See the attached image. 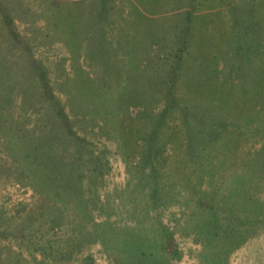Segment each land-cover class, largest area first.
Returning a JSON list of instances; mask_svg holds the SVG:
<instances>
[{
  "label": "rangeland",
  "instance_id": "obj_1",
  "mask_svg": "<svg viewBox=\"0 0 264 264\" xmlns=\"http://www.w3.org/2000/svg\"><path fill=\"white\" fill-rule=\"evenodd\" d=\"M0 264H264V0H0Z\"/></svg>",
  "mask_w": 264,
  "mask_h": 264
},
{
  "label": "trees",
  "instance_id": "obj_2",
  "mask_svg": "<svg viewBox=\"0 0 264 264\" xmlns=\"http://www.w3.org/2000/svg\"><path fill=\"white\" fill-rule=\"evenodd\" d=\"M165 112H166V109H164L163 114ZM187 124H188V122H187ZM145 152H147V157H149L150 156L149 155L150 152L149 151H145ZM231 210L232 209L228 210L229 212H228L227 217H224V219L226 221V226L228 227V229L230 231H232V229H234V230L238 229L239 230L238 225L240 226L242 224L241 223L242 222V218H241V216L240 217L239 216H233V212Z\"/></svg>",
  "mask_w": 264,
  "mask_h": 264
}]
</instances>
